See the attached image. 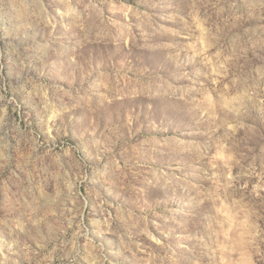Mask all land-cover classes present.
Segmentation results:
<instances>
[{"label": "rangeland", "instance_id": "1", "mask_svg": "<svg viewBox=\"0 0 264 264\" xmlns=\"http://www.w3.org/2000/svg\"><path fill=\"white\" fill-rule=\"evenodd\" d=\"M0 264H264V0H0Z\"/></svg>", "mask_w": 264, "mask_h": 264}]
</instances>
